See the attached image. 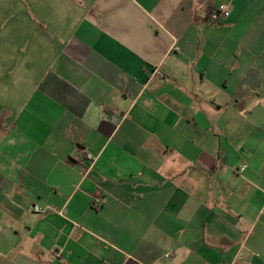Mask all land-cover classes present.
<instances>
[{
	"label": "crops",
	"instance_id": "0c3cea01",
	"mask_svg": "<svg viewBox=\"0 0 264 264\" xmlns=\"http://www.w3.org/2000/svg\"><path fill=\"white\" fill-rule=\"evenodd\" d=\"M0 264H264V0H0Z\"/></svg>",
	"mask_w": 264,
	"mask_h": 264
},
{
	"label": "built area",
	"instance_id": "2783aa9c",
	"mask_svg": "<svg viewBox=\"0 0 264 264\" xmlns=\"http://www.w3.org/2000/svg\"><path fill=\"white\" fill-rule=\"evenodd\" d=\"M228 9L229 7L225 4H221L217 6L216 9L213 10V12L211 13L209 20L213 24H218L220 19H222L225 16ZM81 156H82V159H84L86 162L90 164V166L93 164L95 160V158L91 154L85 152L84 150L81 151ZM244 170H245V166H241L240 171L243 172ZM91 207L95 210H98L101 207V202L99 200H95L94 202H92ZM170 256H172L171 252L166 254V258Z\"/></svg>",
	"mask_w": 264,
	"mask_h": 264
}]
</instances>
